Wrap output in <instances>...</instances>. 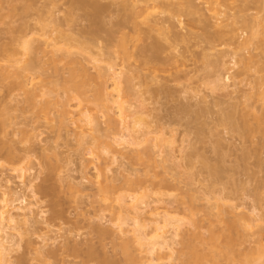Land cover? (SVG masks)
Here are the masks:
<instances>
[{
    "label": "rangeland",
    "instance_id": "1",
    "mask_svg": "<svg viewBox=\"0 0 264 264\" xmlns=\"http://www.w3.org/2000/svg\"><path fill=\"white\" fill-rule=\"evenodd\" d=\"M10 1L0 0V120L5 116L0 127V186L3 187L0 191L10 185L25 194L26 206L32 213L27 211L31 233L24 238L32 241L33 249L15 248L9 254L8 264L21 261L19 264H42L36 256L43 248L42 238L47 244L43 250L56 252L51 264H99L105 258L124 264V256L115 251L116 245L127 240L135 242L134 226L128 222L118 230L120 221L106 209L115 211L120 207L118 197L122 191L125 195L138 194L151 203L152 208L146 211L157 208L181 220L187 238L198 236L199 239H192L200 252H209L206 243L213 232L229 234V225L238 219L225 215L218 221L209 215L211 207L218 202L237 207V214L247 215L252 221L257 219L254 230H242L245 234L239 231L240 236L248 237L241 250L255 248L258 242L264 246V120L261 119L264 86L257 84L264 80V66L263 71L258 67L264 64V36L259 33L263 37L254 38L256 42L252 40L250 49L243 48L250 35L239 20L256 18L263 25L264 0H228L231 8L227 6L225 11L240 18L236 23V19L227 21L225 24L236 31L220 38L215 36L218 26H204L203 21L210 14L201 0L194 2L198 11L181 7L184 9H179L180 14H174L156 9L150 17L137 14L124 0H87L105 8V12L101 10L98 14L88 3L77 7L75 0H30L16 4ZM26 5L30 8L23 10ZM23 26L29 30L27 40L40 47L22 59L35 60V72L24 73L23 79L26 89L38 94L35 104L28 101L24 83L13 75L14 69L3 52L14 38L20 37L16 31ZM258 29L264 31V25ZM54 40L60 50L52 46ZM16 43L12 49L20 54L14 59H19L22 49ZM65 50H70L71 56L66 57ZM241 57L258 65L255 62V66L250 62L245 65ZM73 58L78 62L76 66L87 68L92 81L78 79L77 85L73 84L71 74L75 66L70 63ZM232 58H237L234 66L230 64ZM110 66L135 73L130 80L132 88L125 87L123 98L117 101L129 102L132 109L145 103L148 110L144 125L137 127L136 135L141 137L150 131L149 138H154L159 130L165 132V137L168 134L167 138L172 140L169 151L175 149L171 155L167 148V153L159 154L152 143L144 142L139 150L151 153V159L145 158V154L136 159L131 148L118 145L123 136L128 138L129 130L120 123L116 103L110 99L108 108L103 106L106 102L102 105L97 100L98 83L105 81L109 87L112 84L110 77L101 78L98 73L109 74ZM226 75L230 80L221 81L220 87L213 90L215 83ZM85 112L98 121L100 132H94L82 122ZM83 132L93 139L79 140ZM108 145L111 150L106 152ZM91 151H95L93 155ZM98 167L106 170V175L99 179L96 178ZM13 170L16 172L12 173ZM21 170H25L26 176L22 183L17 177ZM123 177L130 178L132 185L141 182V187L133 190L131 184L123 185ZM113 178L117 179L116 184L119 182L121 192H113L111 200L103 204L99 189L105 188ZM30 182L34 184L31 191H35V198L26 186ZM219 198L224 200L218 201ZM192 208L196 225L191 224ZM96 225L113 229L114 237L99 241L91 231ZM69 231L72 232L67 234ZM66 238L70 248L79 247L83 253L92 245L99 262L85 261L87 258L82 253L76 257L63 254ZM178 241L173 254L167 250L156 253V264H181L182 246L181 240ZM133 245L131 252L138 257L135 264H148V256L136 242ZM203 264L214 263L208 259Z\"/></svg>",
    "mask_w": 264,
    "mask_h": 264
},
{
    "label": "bare ground",
    "instance_id": "2",
    "mask_svg": "<svg viewBox=\"0 0 264 264\" xmlns=\"http://www.w3.org/2000/svg\"><path fill=\"white\" fill-rule=\"evenodd\" d=\"M28 1H30V0H11L10 2H12V3H15V2H24V3H27ZM124 1L127 2L128 5H131L132 9L135 8V10H137V12L135 11L137 14L140 12L141 15L142 14L145 15V17L154 14L155 13L154 10H156V9H160L159 10L160 12L161 11L162 12L163 11H165V12L168 11L170 13L173 12L174 14H178L179 11H180L179 9H181V10L184 9V8H181V7H187V9L190 10V9H195V5H196V4H194V2L196 0H135V1L133 0L132 3H131L132 0H124ZM201 1H202V3H204V5H206L205 7L208 8L207 11L210 14L209 15L210 16L209 19L206 18L203 21V23H205L204 26L206 28H209L210 26H212V28H213V26H218V28L215 27V28H217V30L215 31V36L217 38H220L225 33H228V32H231L232 33L234 31V27H231V26L227 25L228 24L227 21H229V20L232 21V20H235L236 19L234 21V23H236L237 20L240 18V16L238 18H234V16H232V14H231L232 12L229 13V12H226L225 11L226 10L225 7H227V6L229 7V5L227 4L228 3L227 2L228 0H201ZM232 1H234V0H232ZM242 2H244V1H242ZM87 3L89 5H91V7H93V9L95 10L96 14H98L99 11H101V10H103V11L105 10V8L102 9V6L97 5L96 3H91L90 4L87 0H75L74 1V5L77 4V7H78V5H85ZM15 4L13 6H15ZM28 8H30V7L29 6L27 7V5H26L23 10H26ZM230 8L231 7H229L228 9L230 10ZM228 9H227V11H228ZM216 10H218V12ZM220 10H222V11H220ZM190 11H192V10H190ZM196 11H198V9ZM214 11L217 12V13H215ZM233 11H235V9ZM242 11H243V9H242ZM188 13H189V11H188ZM101 14H99V15H101ZM148 18H146V20ZM151 18H152V16H151ZM243 19L244 20H242V19H239V20L240 21H243V23L246 26L245 29L246 30L247 29L249 30V35H250L249 36V39H247L246 41L244 40L245 43L242 42L243 45L241 44L243 46V48H244V46L245 47H248V45H250V43L252 42V40L254 38L257 39L260 34L261 35L263 34V36H264V31L262 30L263 31V33H262V31L259 32V29H258V27H261L262 28L264 24L262 25V22H260V21L257 22V19L256 18H255V20H252V19L247 20L245 18H243ZM55 21L56 20H54V22ZM51 22H53V20ZM51 22H49V23H51ZM226 22H227V24H225ZM180 23H182V22H180ZM231 23L233 24V22H231ZM47 25H48V23H47ZM25 26L21 27L19 30L16 31V34L18 32V34L20 35V37L18 36L17 38H14L13 39L14 40L13 43L10 44L8 46V48H5L3 50V52L6 54V56H8L7 62H9L11 64L10 65V68H13L14 69V74L13 75L17 77L18 81H20L21 84L24 83L23 84V88L26 89L27 83H25V81H23V79L25 78L24 77V73H26V72H29V73L33 72L36 69V65H35V60L34 59H29V60H25V61L22 60V59H23L24 56L26 57V55L29 54V52L31 53L32 50H39L40 47H39V45L38 46L32 45V43L27 40V36H28L29 30H28V27H25ZM44 26H46V24L43 25V27ZM158 29H160V28H158ZM56 30L58 31V29H56ZM161 30H162V28H161ZM163 32H165V30H163ZM163 32H162V34H163ZM206 32H208V34H209V30L208 31L206 30ZM234 32H233V34H234ZM44 36L47 37V39L49 38V36L46 35V32L44 33ZM263 36H261V37H263ZM68 37H70V36H68ZM255 39H254V41H255ZM72 40L73 39H71V41ZM14 42H15V44H17L16 42H18L20 48L22 49V51H21V57L22 58L14 59L18 55H20L17 52L16 49H14V50L12 49V48H14V45H15ZM61 42H62V39H61ZM56 44H57V42L54 40L52 46L55 47L56 50H60L61 48L58 47V46H56ZM251 44H253V43H251ZM121 46L123 47V41L121 43ZM125 47H126V45H125ZM123 49H124V47H123ZM57 52H59V51H57ZM70 53H71L70 50H65L66 57H67V55L69 56ZM245 56H246V54H245ZM236 59L235 58H232V62L230 64L234 66V64L237 63L235 61ZM243 59H244V64L245 65L250 62V59H247V58H246V60H245V58H242L241 62L243 61ZM254 62H253V65H254ZM70 63L71 64L73 63V65L75 66V68H74V70H73V72L71 74V77L73 78V84L74 85H77L76 83H77V80L78 79L87 80V83L93 80V78H91L90 74L88 73L87 68H85L80 63H79L80 66H76L78 64V62L75 61L74 58L70 60ZM256 63L257 62H255V64ZM250 64H251V62H250ZM257 65H258V63H257ZM260 65H258V67H260L259 69H261V71H263L262 70L263 69L262 66H264V64L261 65V66ZM256 68H257V66H256ZM123 69H121V70H115L113 66H110L109 69L107 70L108 72L109 71L110 72L113 71L112 74H110V72H109L110 76H108L109 74H101V72L98 73L101 78L108 79L110 77V79H112V84L109 87V86H107V83H105V81H102L100 84L98 83L99 86L98 85L97 86L99 88H97L98 89L97 90V100L100 101L102 103V105L106 102L103 106H105L106 104H108L107 102L110 101V99H111V102L113 104L116 103V105H115V107L117 108V113L116 114H117L118 118H120V123L122 125H124V128H125L126 131L129 130L128 138L123 136L119 140L118 145L120 147H122V145H125L127 148H131L132 151H133V153L136 154V156H135L136 159H141L142 157L145 156V158H147L148 160H150L151 159V156H150L151 153H149V155H148L147 152L145 154V153H143L144 151L139 150L140 147L144 146L143 145L144 142H148L149 144L152 143L153 146H154V148L157 149V153H159V154H162L163 153L164 154V152L167 151L168 147H173L172 140H169V138H167L168 137V134L167 133H166L167 134V137H165V132L160 131V130H159V133L156 135V137L154 136V138L153 137L152 138H149L148 134L152 133L150 131L147 132V133L146 132L143 133L141 135V137H138L136 135L137 134V127H139V125H141V123L144 122V115L147 113L146 111L148 109L145 110L146 109V107L144 105L145 103L142 104L141 107H139L137 109H134V108L132 109L131 108L132 107L131 104H128L129 102L126 103V104H128V106H127L125 104V101H123V100H122L123 102H121V100L120 101H117V100L123 98L122 97L123 96L122 93L124 92L123 90H124L125 87L127 89L129 87L132 88L130 86L131 85L130 82L132 81V78L131 77H134V74H135V73L134 74H128V73H126L127 71L124 72ZM246 69H247V67H246ZM0 70H1V68H0ZM226 76H228V75H226ZM100 77H98V78H100ZM106 77H108V78H106ZM225 80L226 81L230 80V77L229 76L228 77H225L223 80H220L219 79L215 83V85H214L215 88H213V90L219 88L220 87V85H219L220 82L221 81L225 82ZM261 80L263 81V83L262 82L261 83H258L257 82V84H258V86H262L263 87L264 86L263 85L264 84V80L263 79H261ZM24 91L25 92L27 91L28 101L31 104H35L34 101L37 100L36 97L38 96L37 92L36 93H32V92H30L27 89L24 90ZM130 92H131V90H130ZM262 95L264 97V93ZM111 102H109V105L111 104ZM106 106L108 107V105H106ZM110 107H111V105H110ZM107 115H108V113H107ZM82 116L84 117L83 120H82V122L86 126H90V129L94 130V132L95 131L96 132H100V131H98V130H100L98 128V127H100V124L98 126V121H96L94 119V117H92L91 115H88L86 112ZM110 117L112 119V116H110ZM145 117H147V116H145ZM261 119L264 120V111H262ZM110 121L111 120L109 119V122ZM145 121H147V120H145ZM4 122H5V116H3L1 118V120H0V127L3 126ZM147 126H148V124H147ZM87 137H89V136H87V132H85V133L83 132V133L79 134V138H80L79 140L86 141L84 139H87V140L88 139H90V140L93 139V138H87ZM174 142L175 141H173V143ZM109 146L110 145H108L104 149V151L107 152V150L108 151L111 150V146L110 147ZM173 150H175V149H173ZM173 150H172V148H171L170 151L168 149V151L170 153L169 155L172 154L171 152ZM98 151H99V149H97V152ZM178 151H180V150H178ZM94 152L91 151L90 152V155L91 154L93 155ZM114 152H116V151L114 150ZM136 152L137 153L139 152V153L137 154ZM155 152H154V154H155ZM167 162H168V160H167ZM98 168H96V170L98 172L97 173V176H96L97 179H99L101 177H104L106 175V170L105 169H100V168L98 169ZM165 169H167V168H165ZM162 171H163V169H162ZM13 172H16V171L13 170L12 173ZM24 172H25V170H21V171L17 172V174H18L17 177H18L19 180H21V183L24 182L23 179H24V177H26L24 175ZM113 179L114 180H112L105 188L99 189V193L103 197V200H102V203L103 204H106L107 201L111 200V197L110 196H111V194L113 192H116L118 190L120 191V189H121L120 186L118 185L119 182H117L118 184L115 183V181L117 179L116 180H115V178H113ZM122 179L124 180V184L123 185H127L128 186V184H131L130 183V181H131L130 178H129V180L127 178H125V177H123ZM7 184H10L9 181H8ZM26 186H27V188L30 191H31V189L34 188L33 182L28 183V185H26ZM139 186L141 187V182L133 183V185H132L133 190H134V188H138ZM124 187H126V186H124ZM1 188H3V187L0 186V190H1ZM131 189L132 188H129V190H131ZM123 190H124V188H123ZM31 194H32V196L34 198L36 197L35 191L32 190L31 191ZM125 194L126 193H123V191H122V193L120 194V197H118V201L120 203L119 204L120 207H118L117 209H115V211H114L113 208L110 209V207H108L106 209L110 210L111 217L113 216V218H115L117 221H120V222H118L120 224H117L118 230L121 229V227H123L124 224H125V227H126V223H128V222H131L132 223V224L131 223L130 224L134 226V231H133L134 232V235H135V240L134 241L137 243V245L139 246L140 250L144 251L145 256L146 255L148 256V258H149V263L148 264H156V260H158V257L156 256L157 257V259H156L155 255H156V253H158V251H162V250L165 251V250H167V251H170L171 254H173L174 253V247L179 242L178 240H181V246H182L181 247L182 249H180V252H179V254H180L179 255L180 256L179 259L181 258V264H203L208 259L210 261H212L214 264H264V262H263L264 261V246L260 242H258V244L255 245V248L253 247L251 249L249 248V249H246V250H241V247L240 246L242 244H244V242H246V240H247L248 237L246 238V235L240 236V234H242V233H240L239 231L246 230V229H252V228L256 227L254 225V222L256 224L257 219L256 220L254 219L252 221V219H250L249 216L248 217H249L250 220L247 217H245L247 215L244 216V214H243L241 216V214H242L241 212H240L241 214H237L239 212V210L237 209V207H235V206H233L235 208H233L231 206L229 207V205H227L226 203L225 204L223 203L224 205H221L218 202L217 205H215L214 207H211L212 210L210 209V207L208 208V209L211 210L210 212H208L209 215H211L213 217L215 216L216 218H218L217 219L218 221L223 220L224 219L223 216H225V215H234L238 219L237 220L235 219L236 221H234L233 223H231L229 225V227H228L229 228V231H228L229 234H226V235L224 234V236H223V234H219V233L217 234V233L213 232V234L211 235L210 239L206 243V245L209 247V252L208 253H206V252L204 253V252L198 251L199 246H197V244L192 239V238L197 239L198 238L197 235L196 236H193V237H190V239H189V238L186 237V234L183 233L182 227H181V224H182L181 223V220H178V219L173 218L172 215L170 214V212H166V211L165 212H159V210L157 208L156 209L158 211L156 209L155 210L152 209V211L151 210L150 211H146L147 209H149L151 203L149 204V203H147V201L145 202L144 201L145 199H141L139 196H137L138 194L137 195H135V194L134 195H132V194L131 195L130 194L125 195ZM217 200L218 201H222V200H224V198L223 199L222 198H219ZM23 205H25V207ZM26 205H27V203H26V196H25V194L24 193H21V192H18V189L17 188L11 187L9 185V187L7 188V190L0 191V264H8V262L10 261L9 254H12L10 252L12 250H15V248L17 249L20 246H22V247L24 246V248H26L27 250H31L32 251V249H33L32 241L29 238H28L29 240L26 237H25L26 239L24 238L25 235H28L29 233H31V223H30L31 221L29 219L30 217L28 216L29 214H27V213H29L30 211L32 213V210H30V208L28 206H26ZM150 208H152V207H150ZM12 210H14V211H12ZM191 210H193V214H191L192 215V218H193V220L191 219V224L192 225H196V221L194 220V217H193L194 214H195L194 213V208H192ZM16 211H19L18 212L19 214ZM20 211H23V213L20 212ZM27 211H29V212H27ZM214 211H217V212H214ZM148 213H149V215L147 216L146 214H148ZM19 216H22V218H19ZM39 216H40V214L37 215V217H39ZM252 230H254V229H252ZM11 231H14V232H11ZM91 231H92V234L95 235V238H97L99 241H104V239H106L108 237L110 238L111 236L114 237V231H113V229L111 230V229H108V228H104L102 226H98V225L93 226L91 228ZM71 232L72 231H69V232H67V234L68 233H71ZM242 232H244V231H242ZM17 233H18V235H17ZM232 233H234L235 236ZM238 234H239V236H238ZM244 234H245V232H244ZM187 235H189V234H187ZM40 239H41V237H40ZM135 242H131V240L130 241L127 240V241H124V242L116 245L117 248H116L115 251L119 255H123L124 256L123 257L124 264H135V259L138 258V257L136 258V256H134V254L131 252V250L134 247L133 243H135ZM42 243H43V248H45V246L47 247V244L45 242V239H43V238H42ZM69 243L70 242L68 241V238H66L65 239V242H64V245L62 246V249H61V251L63 252V254L66 253V255H72V256H75L76 257V256H79L82 253V254H85V256L87 258V260H85V261H88L89 263L91 261H97V256H96V253L93 251L94 250L93 249L94 247L92 245L91 246L88 245L87 251L83 253L82 249L79 248V247L72 246V248H70V244ZM43 248L40 249V251L37 252L36 256H37V258L39 259V261L42 264H51L50 263V259L54 257V255L56 254V252L50 251V250L45 251V250H43ZM57 251H59V250H57ZM119 255H118V257H119ZM170 257H172V255H170L169 258ZM103 261L104 262L101 261L102 263H99V264H122L121 261H118V260H115V259H111V258H109L107 260L105 258V260H103ZM18 262H19V260H18ZM98 262L99 261H97V263ZM19 263H22V261L19 262Z\"/></svg>",
    "mask_w": 264,
    "mask_h": 264
}]
</instances>
